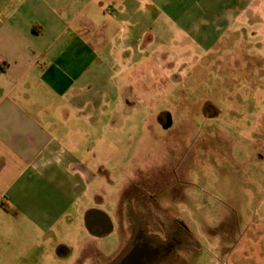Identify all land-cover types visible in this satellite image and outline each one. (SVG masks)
Instances as JSON below:
<instances>
[{"label":"rangeland","instance_id":"374dc122","mask_svg":"<svg viewBox=\"0 0 264 264\" xmlns=\"http://www.w3.org/2000/svg\"><path fill=\"white\" fill-rule=\"evenodd\" d=\"M176 7L123 10L88 94V205L114 223L88 257L104 263L123 249L124 205L149 234L187 237L171 264H227L264 236V0Z\"/></svg>","mask_w":264,"mask_h":264},{"label":"crops","instance_id":"0c3cea01","mask_svg":"<svg viewBox=\"0 0 264 264\" xmlns=\"http://www.w3.org/2000/svg\"><path fill=\"white\" fill-rule=\"evenodd\" d=\"M210 2L0 0V264L85 260L88 237L111 233V218L88 205V94L119 40L116 26L138 5ZM263 237L229 250L227 264H248L253 250L264 264Z\"/></svg>","mask_w":264,"mask_h":264},{"label":"flooded vegetation","instance_id":"af4514ba","mask_svg":"<svg viewBox=\"0 0 264 264\" xmlns=\"http://www.w3.org/2000/svg\"><path fill=\"white\" fill-rule=\"evenodd\" d=\"M116 215L125 230L122 251L106 263L99 257L89 256L79 259L80 264H171L175 252L188 246L187 237L171 225L164 228V238L149 234L138 207L124 205L116 210Z\"/></svg>","mask_w":264,"mask_h":264},{"label":"water","instance_id":"95a60500","mask_svg":"<svg viewBox=\"0 0 264 264\" xmlns=\"http://www.w3.org/2000/svg\"><path fill=\"white\" fill-rule=\"evenodd\" d=\"M101 232H104V233H106V232H107V230H106V229H104V230L102 229V231H101Z\"/></svg>","mask_w":264,"mask_h":264}]
</instances>
